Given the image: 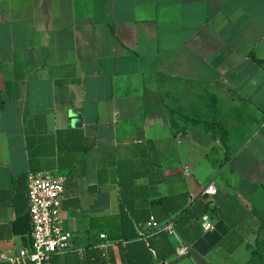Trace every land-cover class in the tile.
<instances>
[{"label":"crops","instance_id":"0c3cea01","mask_svg":"<svg viewBox=\"0 0 264 264\" xmlns=\"http://www.w3.org/2000/svg\"><path fill=\"white\" fill-rule=\"evenodd\" d=\"M36 171L67 176L52 264H264V0H0V264Z\"/></svg>","mask_w":264,"mask_h":264},{"label":"built area","instance_id":"2783aa9c","mask_svg":"<svg viewBox=\"0 0 264 264\" xmlns=\"http://www.w3.org/2000/svg\"><path fill=\"white\" fill-rule=\"evenodd\" d=\"M186 173L188 169L186 168ZM28 210L31 218V242L29 246L7 260L11 264H52L54 256L63 254L73 248L74 234L64 227L62 214V201L66 190L67 176L53 172L36 171L28 172L26 176ZM218 189L214 182L207 184L202 192V197H213ZM154 232H166L169 236L178 238V231L172 220L159 222L153 216L148 223ZM202 228L208 231L213 228L208 215L202 217ZM105 239V235H100ZM101 248L106 244H101ZM83 254L82 248L75 249ZM179 254H187L188 248L181 246L177 249Z\"/></svg>","mask_w":264,"mask_h":264},{"label":"trees","instance_id":"16d2710c","mask_svg":"<svg viewBox=\"0 0 264 264\" xmlns=\"http://www.w3.org/2000/svg\"><path fill=\"white\" fill-rule=\"evenodd\" d=\"M227 158V157H225ZM175 199V198H174ZM195 208H198L197 210H195ZM176 210L180 211V214H183L182 216H180V218L178 217L177 221H176V229L181 230V228H183L189 221L191 218H193V216L199 214H203L207 212V207L201 205V203L195 202V204L190 207V208H184V204L182 206H176ZM29 217H21L19 220L21 221V219H23L24 221H29V233L31 231V218L30 215L28 214ZM18 221V222H20ZM157 239L159 242V245L162 246L164 253L161 254V252L158 254V258L160 261H164L168 256H170L172 253H174L175 248L173 247L172 243L169 240V235L166 232H156L154 233L153 231H149V235L148 238L146 239V241L148 242V247H147V251L150 253V248H155L156 245L154 243V239ZM146 241L141 240L139 241L143 246H146ZM257 243H261V240L258 239ZM256 255H258V251L257 249L252 251V256L255 257ZM128 263L127 264H138V261L136 259V257H132L128 254Z\"/></svg>","mask_w":264,"mask_h":264}]
</instances>
